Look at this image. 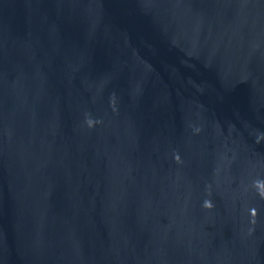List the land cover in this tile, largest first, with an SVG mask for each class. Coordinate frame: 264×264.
Returning a JSON list of instances; mask_svg holds the SVG:
<instances>
[{
    "label": "water",
    "instance_id": "1",
    "mask_svg": "<svg viewBox=\"0 0 264 264\" xmlns=\"http://www.w3.org/2000/svg\"><path fill=\"white\" fill-rule=\"evenodd\" d=\"M0 264H264V0H0Z\"/></svg>",
    "mask_w": 264,
    "mask_h": 264
}]
</instances>
